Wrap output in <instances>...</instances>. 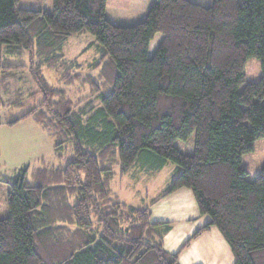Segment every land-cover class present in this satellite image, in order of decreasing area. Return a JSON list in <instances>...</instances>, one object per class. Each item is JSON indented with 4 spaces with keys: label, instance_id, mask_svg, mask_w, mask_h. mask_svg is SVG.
Instances as JSON below:
<instances>
[{
    "label": "trees",
    "instance_id": "trees-1",
    "mask_svg": "<svg viewBox=\"0 0 264 264\" xmlns=\"http://www.w3.org/2000/svg\"><path fill=\"white\" fill-rule=\"evenodd\" d=\"M19 1L0 0V46L41 59L33 67L43 94L20 118L49 130L59 155L70 134L74 155L62 167L36 169L32 181L27 169L3 180L10 191L0 264H180L181 251L212 225L235 264H264V165L254 179L243 166L264 137V0H153L134 25L111 20L108 0H53L51 12ZM84 33L103 47L93 64L100 76L83 77L91 94L74 102L47 82L41 64L63 70L67 83L81 79L63 47ZM251 56L262 74L240 90ZM193 133L194 153L182 152L175 141ZM168 161L179 167L164 195L189 188L211 218L175 253L163 243L171 223L153 221L150 207L127 205L111 188L117 165L124 174L137 162L160 169Z\"/></svg>",
    "mask_w": 264,
    "mask_h": 264
},
{
    "label": "rangeland",
    "instance_id": "rangeland-1",
    "mask_svg": "<svg viewBox=\"0 0 264 264\" xmlns=\"http://www.w3.org/2000/svg\"><path fill=\"white\" fill-rule=\"evenodd\" d=\"M192 1L211 5L214 0ZM152 2L153 0H108L107 14L117 24L134 25L146 17ZM18 6L43 8L51 12L53 0H20ZM156 36L150 45V55L156 51L164 35L158 33ZM102 53V45L90 33L74 35L65 42L63 55L67 61L77 59L79 66L75 68V73L80 74L81 79L67 83L61 79L63 70L46 64H41V74L49 84L63 89L72 101L78 102L91 94L90 85L82 80L83 77L91 75L99 82L100 70L93 64L100 59ZM39 60L41 59L30 51L22 56H14L8 54L7 45L0 46V218L9 216L10 185L3 181L5 178L13 177L21 170L27 169L28 179L32 181V172L35 168L62 167L74 155V141L70 134L63 138L61 155L57 157L54 150L56 141L54 143L53 138L42 126L36 123L32 116L20 118L43 101L33 67ZM244 72L245 82L239 87L240 90L246 83L260 79L262 74L260 58L249 57ZM93 104L100 105L101 102L94 98ZM82 107L83 105L77 110ZM13 121L16 122L11 123ZM16 123L19 125L11 127ZM79 140L82 147L87 148L84 139L81 137ZM195 142L196 133H193L186 140H176L175 145L182 152L192 154ZM243 159L250 171V178L254 179L264 165V137L255 142L254 150L246 153ZM140 164L135 165V168L123 177L119 173L120 166H115L111 188L122 201L145 207L159 197L160 193L168 190L170 181L178 173L175 168L179 166L168 161L161 170L150 172L148 163H142L146 164V167Z\"/></svg>",
    "mask_w": 264,
    "mask_h": 264
},
{
    "label": "crops",
    "instance_id": "crops-1",
    "mask_svg": "<svg viewBox=\"0 0 264 264\" xmlns=\"http://www.w3.org/2000/svg\"><path fill=\"white\" fill-rule=\"evenodd\" d=\"M156 37L157 36H155V38ZM97 69L100 70V68ZM34 121L40 124L35 120V118ZM17 125H19V123L13 124L11 127H16ZM42 128L48 133L50 137L53 138L55 143V139L49 132V130L45 129L44 126H42ZM54 150L55 155L57 157H60L55 149V146ZM139 163L141 162H137L135 165H138ZM148 164L150 167V172H155L162 169H154L151 163L148 162ZM135 165L130 170L134 169ZM143 166L146 167V164H142V167ZM243 166L249 171L248 167L244 164V159ZM39 168H35L33 172ZM129 171L122 174V177L129 173ZM164 193L165 192L160 193V196L154 199L152 202L149 201V205L145 207H150L153 221L171 223L170 229L166 232H163V243L164 247L169 252L175 253L181 249L183 244L187 240H189L197 230L209 223L211 218L209 215L201 214L197 201L191 189L183 187L168 195L163 196ZM114 194L117 195V197L120 199L118 194H116L115 192ZM126 204L132 205L128 203ZM135 207L144 208L139 205ZM179 262L180 264H235V257L230 245L223 237L221 231L216 226L212 225L208 230L203 231L197 237L193 238L190 243L181 251L179 255Z\"/></svg>",
    "mask_w": 264,
    "mask_h": 264
}]
</instances>
